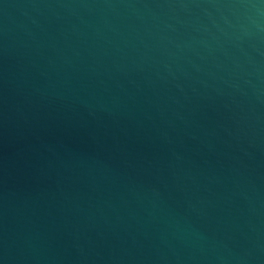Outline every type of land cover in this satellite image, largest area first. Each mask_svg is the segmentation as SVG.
Returning a JSON list of instances; mask_svg holds the SVG:
<instances>
[{
  "label": "water",
  "instance_id": "95a60500",
  "mask_svg": "<svg viewBox=\"0 0 264 264\" xmlns=\"http://www.w3.org/2000/svg\"><path fill=\"white\" fill-rule=\"evenodd\" d=\"M0 264H264V0H0Z\"/></svg>",
  "mask_w": 264,
  "mask_h": 264
}]
</instances>
